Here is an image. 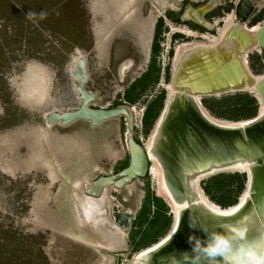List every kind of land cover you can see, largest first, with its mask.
I'll return each mask as SVG.
<instances>
[{
  "label": "rangeland",
  "instance_id": "374dc122",
  "mask_svg": "<svg viewBox=\"0 0 264 264\" xmlns=\"http://www.w3.org/2000/svg\"><path fill=\"white\" fill-rule=\"evenodd\" d=\"M207 1L0 0V264H127L133 250L154 241L170 223V209L162 201L151 203L156 181L148 178L153 189H144L145 179L139 177L121 187L108 185L109 211L118 210L128 222L136 218L133 226L141 238L136 248L117 239L110 252L101 251L98 244L111 241L109 227L84 222L76 196L82 199L86 184L125 166L126 137L142 144L151 137L166 105L176 49L186 43L208 45L201 35L219 38L222 20L236 0H215L204 17L212 25L209 30L184 19L188 8ZM253 5L257 12L248 28L264 23V0ZM177 31H191L197 38ZM78 54L86 62L84 90L95 96L89 108L127 107L130 121L121 115L95 127L87 121L64 128L45 125L44 115L72 112L81 104L68 72ZM246 61L253 77L264 75V50L251 51ZM241 94L256 102L251 116L249 105L235 111L237 101L229 100ZM199 103L211 118L224 122L253 120L260 110L246 91L204 97ZM222 173L209 183L211 195L216 201L231 200L235 189L226 191L227 176L238 174L244 184L237 203L245 194L246 175ZM112 186L121 199L132 196L127 205L110 196ZM148 221L154 226L145 230ZM126 227L121 232L131 228Z\"/></svg>",
  "mask_w": 264,
  "mask_h": 264
},
{
  "label": "bare ground",
  "instance_id": "6f19581e",
  "mask_svg": "<svg viewBox=\"0 0 264 264\" xmlns=\"http://www.w3.org/2000/svg\"><path fill=\"white\" fill-rule=\"evenodd\" d=\"M250 1H236V14L238 17L250 15ZM189 10L196 11L198 9L188 8L187 13L201 24H204L206 28L210 29L212 27L210 23L206 21L203 23L200 19L204 14V16L208 14L206 12H208L209 7H205L198 12ZM234 16L235 12L233 9L230 15L222 20L224 27L220 30L217 40H214L213 36L201 35L199 38L207 41L208 45L187 43L176 49L172 82L170 86L165 87L168 91L166 106L162 116L156 123L150 145L148 146V151H151L152 148L154 150L155 147L159 152L163 147L157 136L163 135L168 146V148L167 146L164 147L165 151L169 154L168 149H170V151L172 150L175 153H173L174 170L171 172V176L175 181L174 184L180 186V199L177 203L181 204L179 206L176 201H170V206L176 218L175 230L178 228L181 219L182 224L187 227L181 226L179 230L190 232L191 235L195 234L197 237L202 235V230L200 229L205 231L221 230L222 225H236L244 221L250 223L248 233L250 239L255 238L261 231H264V160L256 162L253 158L245 156V153L241 152L239 148L237 149L236 147L238 146H235L240 145L243 136L248 134L251 145L249 149L253 151V148L258 147V152H253L262 154L264 137H255L253 132L258 128L263 129L264 126L251 125V122L257 119H260L261 122L264 120V104H260L259 115L255 120L224 122L211 118L199 103L201 94H207L203 97L217 96L221 95L220 93L225 90L229 92L232 88H248L247 90L252 92V87L264 78V75L256 78L250 76L247 63L244 62L246 54L250 53L251 50L255 51L251 37H255L264 23L251 26L250 28H246V26L238 27L236 30L238 34L231 37L233 28L236 26ZM185 20L194 21L187 16H185ZM177 32L188 38H197L196 34L191 31ZM80 56L83 55H78L74 65L68 71L76 83L78 81L73 78V74L77 73L75 65ZM78 77L79 73L76 75V78ZM210 77L213 78L210 81H206ZM221 78L223 82L219 80ZM76 88H78V83L74 87L75 92ZM77 95L80 101L79 94L77 93ZM187 103L193 107L191 109L192 112L184 105ZM182 111L191 113L197 123L187 120ZM55 125L64 128L60 122ZM256 133L259 132L257 131ZM158 142L161 146H157ZM159 153L161 154V152ZM152 161H154V166L151 168V176L157 180L158 192L161 194L163 176L158 161L156 159ZM222 163L227 164V166L228 164H234L236 168H239L240 173L245 170L248 174L247 188L244 192L245 194L240 198L239 205L220 209L208 202L199 192L200 190L197 189L194 190L196 195H199L197 202H191L192 204L190 205L186 204V201L191 199L189 196H191L192 188L187 181L186 184L184 183L185 178H194L199 172L221 166ZM182 183L184 186L181 189L180 184ZM179 191L172 190L171 195L174 200L177 197L174 192L179 193ZM195 203H197V206L199 204H203V206L200 205L197 211L194 208ZM205 211L208 213L207 216H205ZM224 213H231V215H221ZM191 224H195L197 226L196 229L190 227Z\"/></svg>",
  "mask_w": 264,
  "mask_h": 264
},
{
  "label": "flooded vegetation",
  "instance_id": "af4514ba",
  "mask_svg": "<svg viewBox=\"0 0 264 264\" xmlns=\"http://www.w3.org/2000/svg\"><path fill=\"white\" fill-rule=\"evenodd\" d=\"M236 1H235V3H236ZM204 5H202L201 7H203ZM234 6H233V8H234ZM201 7H199V8H201ZM199 8H193V9H199ZM196 27L198 28V26H196ZM174 58H175V55H174ZM174 58H173V60H174ZM202 98H204V97H202ZM184 105H186L187 109H189L190 111L193 108L191 106V104L188 105V103H187ZM151 138H152V134H151V137L147 140V142L145 144H142L141 141L137 138L126 137L125 150H124V156H123V160L126 163L125 166L123 168H121L120 170H117L116 172L114 171V172L110 173V175H108V176L103 175V176H99V178H98V179L113 178V177L119 175L121 172H123L124 170H126L129 167L130 161H131V155H130V151H129V141L130 140H132L135 145H137L139 148H141L144 152V155H145V159H146L145 171H144V174L142 176H139V178L145 179L144 180L145 181L144 189H153L150 186V182H149L150 180H148V178H151L153 181H156V183H157V180L153 179V177L151 176V168L154 166V161H152V160L156 159L158 161L160 171H161V174L163 176L162 177L163 178L162 179V181H163L162 193L160 194L158 192L159 186L157 184L154 185L153 187H155V189L152 190V193H154V197L150 200H151L152 204H154V202L162 201L164 203V205L166 206V208L170 209V211L167 215L169 217L167 219H169L170 223L168 225H166V227L164 229H162L163 226H160V229H158V230H161V229L162 230L159 232L160 235H157L156 237H154L155 238L154 241L148 243L147 245L141 247L140 249L133 250L132 252H133L134 257L127 264H168V261L166 258L169 257L170 254L178 253V252L185 251V250H190V245L187 243V238L189 235H191V233L187 232V231L179 230L181 228V226H183L184 228L187 227L186 225L182 224L181 219H180V222L178 224V228L175 230V224H176L175 219L176 218H175V215H174L172 208L170 206V201H172V202L176 201V203H177L178 200L180 199L179 194L176 192H174V193H175V196H177L178 198L176 197L175 200L173 199V196L171 195L173 189H174V191H178V189L180 187V186L174 184L175 181L173 180V178L171 176V172L174 170L173 169V163H174L173 153L174 152L172 150L170 151V149H168V151H169V154H168L167 151H165L164 147L167 146V143L165 142V138L163 135L157 136V139L160 140L162 147H163L159 151V152H161V154L155 149V147H154V150L152 148L151 151H148V146L150 145ZM158 145H160L159 142H158L157 146ZM167 148H168V146H167ZM117 153L120 154L119 151ZM210 171H212L211 168H209L208 170H203V171L199 172L198 174L195 175L194 178H190V177L185 178L184 183L186 184L188 182L190 184V187L192 188V190L190 189L191 190V193H190L191 196H189V197H191V199H188V200L186 199L187 200L186 204L190 205V204H192L191 202H197V200L199 199V195H196V193L194 192V190L197 189V190H200L199 192H201L202 196H204L208 202H210L214 205L216 204V206L218 205V206H220L219 208H222V209L229 208V207H222L221 205L217 204V202L226 203L225 201L217 200V202H216V200L213 199V196L211 194L208 195L205 192V188L209 187V183L212 182L213 178H215L214 177L215 174L222 173L225 170L219 171L218 173L211 174V175L206 174V173H209ZM120 179H122V178L116 179L115 182L120 181ZM205 179H207V180H205ZM180 185H181V189H182L184 186L183 183ZM245 185H246V183H245ZM113 186H115V185H113ZM113 186H112L113 190H112L110 196L112 197L113 195H115L121 202V203H119L118 200L117 201L114 200L118 204L127 205L128 202L131 200L132 196H129V198L127 200L121 199V197H119L120 192L117 191ZM106 187H108V186H106ZM106 187L100 188L99 194H97V198L96 197L94 198V196H92L91 194H90L91 196H85L84 193L82 194V199H80L76 196V198L80 200L83 221L87 222L89 225H91L93 228H96V229L101 228V226L106 227V225L109 228L111 226L116 227L115 229L111 228V230L106 227V229L108 230L106 234L111 239V241H110V243L104 242V241L102 242L104 244L106 243V245H103L101 243L98 244L97 247L99 249H101V251L110 252L112 246L115 245L114 240H117V239L119 242H121V241L123 242V243H121L123 246L126 247V246L130 245V247H131V245H132V247L134 248L135 246H137V244H140L139 240L141 238V236H140L141 233L137 232L136 226H133L134 224H137V219L136 218H134V219L130 218L131 220H129V222L125 223V226H127L126 228H128L129 226L131 227L129 230H126V232H121V229L119 230L117 228V226H116L117 222L119 221L121 216H124V215L117 212L118 210H116L114 212L111 209L109 211V208L107 207V205L112 204V202L109 201L108 194L106 193V189H108V188H106ZM78 188H79V186L77 187V189ZM186 188H187V186H186ZM163 189H164V191H163ZM165 193L167 194V196ZM165 198H167V199H165ZM237 203H235L233 206L237 205ZM177 204L179 206H181V204H179V203H177ZM196 204L197 203L194 204V206H195L194 208H195V210L198 211L200 208V205L203 206V204H199V206H197ZM153 209L155 210V208H153ZM126 214L129 215L128 213H126ZM207 215H208V213L205 211V216H207ZM212 215H214V214H212ZM185 222H186V220H185ZM156 224L157 223H155V226H156ZM151 225H153V223H149V221H148V224L146 226H144L145 230L148 227L150 228ZM131 229H133V230H131ZM204 231L205 230L202 231V235L200 236L201 238L204 237ZM193 236H196V235L194 234ZM109 247H111V248H109ZM120 249H123V248H120Z\"/></svg>",
  "mask_w": 264,
  "mask_h": 264
},
{
  "label": "water",
  "instance_id": "95a60500",
  "mask_svg": "<svg viewBox=\"0 0 264 264\" xmlns=\"http://www.w3.org/2000/svg\"><path fill=\"white\" fill-rule=\"evenodd\" d=\"M254 1H257V0H251L250 1L251 2V6H250L251 10H250V15H248L247 17H238L236 14L237 4H234L235 5L233 8L234 12H235L234 21L236 22V26H234V28H233V34L231 35V37L237 35L238 33L236 30L238 29V27L246 26V24L248 23L251 16H253L257 12V7H255L253 5ZM214 2H215V0H208L205 6L199 8L196 11H193V10H189V11L198 12L199 10H201L205 7H209L208 12H206V14H207V13H209V11H211V8H212ZM187 11H188V9L184 13V19H185V16H187L188 18H191L194 20V21H192V23H194L196 26L203 28L204 30H209V28H206L204 26V24H201L198 20H196L195 18L188 15ZM204 15L202 17H200V19L203 21V23L205 21ZM253 26H255V25H253ZM246 28H247V26H246ZM251 38L253 39L252 44L254 45L253 49H255V51L260 52V51L264 50V25L258 30L255 37H251ZM251 51H253V50H251ZM247 55L248 54H246V57H247ZM244 62L247 63L246 60H244ZM75 67L77 69V73L73 74L74 76L73 75L72 76H73V78H75L78 81L77 82L78 88H76V92L79 94V99H80L81 104L77 110L72 111V112L53 111L49 114L44 115L43 119H44L45 125L47 127L55 125V124H57V122H60L61 126L67 127L68 125H70L76 121H87L90 123L91 127H95V126H98L102 121L112 119V118H116V117L121 116V115H124L128 119V121L131 120L130 111L127 107H118V108H114L111 110H95V109L89 108V104L94 100L95 96L88 94L84 90V86L87 82L86 62H85L84 56H80ZM248 72H249V70H248ZM78 73H79V77L76 78V75ZM250 76H252L251 73H250ZM212 78L210 77V79H208L206 81H210ZM222 78L219 80H222V82H223ZM253 78H255V77H253ZM224 80H226V78H224ZM226 82H229V81H226ZM247 89L248 88H245V89L244 88L243 89L232 88V90H230L229 92L225 90L226 92L223 91L220 94L236 93V92H243V91L250 92ZM251 91H252L251 93H253V95L255 96L256 100H258V103L264 104V78L259 80V82H257L252 87ZM206 95L207 94H201L200 98H202L203 96H206ZM119 109H123V110L120 111ZM182 113L187 120H189V121L192 120L193 122L197 123V121L195 120V117H193L191 115V113H189L188 111H185V112L182 111ZM162 114H161V116H162ZM160 117H159V119H160ZM257 118H258V116H257ZM257 118H254L253 120H255ZM259 121H260V119L259 120L257 119L255 121L251 122L252 123L251 125L259 126L260 125ZM155 127H156V125H155ZM155 127H154V129H155ZM257 131L259 133H256ZM253 133H254L253 136H255V137H264V128L263 129L258 128ZM249 138L250 137L248 136V134H245V136H243V140L240 141L241 142L240 145H235V146H238L236 148L237 149L239 148V150L241 152H244L245 156H247L249 158H253V160H255L256 162H261L262 160H264V150L262 151V154H258V153L253 152V151L258 152L257 151L258 147L253 148L254 150L251 151L252 149L251 150L249 149L251 146ZM263 149H264V146H263ZM129 151H130V155H131V161H130L129 167L126 170H124L123 172H121L119 175H117L113 178L99 179V180H96L90 184H86L85 189H84L85 196H91L92 195L95 198V197H97V194L99 193V190L101 187H106V186L112 185V184L115 185L116 187H121L123 184H126V183L130 182L131 180H133L139 176H142L144 174L145 166H146V159H145V155H144L143 150L141 148H139L137 145H135L132 140H130L129 141ZM211 170L212 171H210L209 173H206V174L211 175V174L218 173L219 171H222V170L230 171V172H234V173L240 172L239 168H236V166L234 164H228V166H227V164H225V163H222V165L218 166V167H212ZM241 173L246 175L245 188H247L248 174L246 173L245 170ZM118 178H122V179H120V181H118V182H115V180ZM239 202H240V199L238 200V203L236 206L239 205ZM127 222H128V219L125 216H121V218L117 222L116 226L120 230L121 228L125 227V223H127ZM111 228L115 229L116 227H111Z\"/></svg>",
  "mask_w": 264,
  "mask_h": 264
},
{
  "label": "clouds",
  "instance_id": "9594fccd",
  "mask_svg": "<svg viewBox=\"0 0 264 264\" xmlns=\"http://www.w3.org/2000/svg\"><path fill=\"white\" fill-rule=\"evenodd\" d=\"M249 230L250 223L244 221L222 225L221 230L204 231L203 238L189 235L190 250L170 254L166 259L168 264H264V231L250 239Z\"/></svg>",
  "mask_w": 264,
  "mask_h": 264
},
{
  "label": "trees",
  "instance_id": "16d2710c",
  "mask_svg": "<svg viewBox=\"0 0 264 264\" xmlns=\"http://www.w3.org/2000/svg\"><path fill=\"white\" fill-rule=\"evenodd\" d=\"M229 100H235V101H237V104L238 105L237 104L235 105V107H234V110L235 111L242 110L243 107H246V105H249L250 106V111H251V114H249L250 116L252 114H254L255 111H256V102H255V100L252 97H250V96H248L246 94L235 95L234 97H231ZM240 105H242V106H240ZM220 177H222V176H220ZM227 177H228V181L230 182L228 185H230V186H226V188H227L226 191H232L233 189H235L234 190V196L232 197L231 200H229L226 203H222V202L220 203V202H217V201L216 202H217V204L221 205L222 207H229V208H231L236 203V197H237V195L243 189L244 177L243 176L242 177L241 176H238V174L229 175ZM217 179L218 178L215 177V178H213L212 181L217 180ZM233 185H235V187H233ZM219 186H220V184H218L216 186V188H215L217 191L220 189ZM223 187H225V186H223ZM211 189H212L211 187H207V188H205V192L208 195H210L211 194ZM224 209H227V208H224Z\"/></svg>",
  "mask_w": 264,
  "mask_h": 264
}]
</instances>
